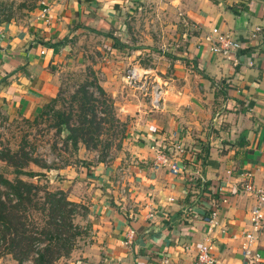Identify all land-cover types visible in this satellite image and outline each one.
I'll use <instances>...</instances> for the list:
<instances>
[{
	"label": "crops",
	"instance_id": "obj_1",
	"mask_svg": "<svg viewBox=\"0 0 264 264\" xmlns=\"http://www.w3.org/2000/svg\"><path fill=\"white\" fill-rule=\"evenodd\" d=\"M145 1L46 0L47 16L39 0L22 21L0 20V115L35 117L58 93L61 64L76 56L79 42L82 53L93 45L102 87L115 115L128 123L109 162L90 160L52 174L74 187L85 179L81 192L68 189L69 201L85 206L91 224L79 259L159 264L166 257L169 264H196L195 249L204 243L222 264H264V230L248 247L250 258L239 248L253 204L239 184L245 172L258 185L264 177V0H150L158 14L184 20V32L144 36L139 44L160 46L169 38L181 46L134 47L125 55L126 13ZM211 27L231 34L241 48L228 57L211 52L202 39ZM146 52L153 56L149 65L125 66L126 58ZM123 66H139L144 86L127 84ZM154 86L161 92L156 108L149 102ZM153 143L165 153L175 144L183 148L179 173L153 166ZM211 207L215 224L206 220Z\"/></svg>",
	"mask_w": 264,
	"mask_h": 264
},
{
	"label": "rangeland",
	"instance_id": "obj_2",
	"mask_svg": "<svg viewBox=\"0 0 264 264\" xmlns=\"http://www.w3.org/2000/svg\"><path fill=\"white\" fill-rule=\"evenodd\" d=\"M38 2L39 0H0V20L20 22L28 12L36 8ZM155 4L153 1L146 0L140 10H136L132 14L126 13L129 42L125 43L126 48H124L123 54L133 53L134 47H158L161 52L170 46L173 48L181 46L179 44L173 45L169 38L168 41H162L160 46L139 44V42L146 41L144 36H157L158 39V36L166 37V35L171 34L175 37L184 32L181 30L182 24L185 25L184 20L176 18L174 14H158L157 9L153 8ZM171 21L173 24L175 23L174 27H170ZM158 26L160 29H157ZM81 43L82 41L77 45L78 53H75L76 56L71 58L70 62L66 61V63L61 64L59 70L60 86L53 102L46 103L35 117L29 119H7L0 115V151L9 150V155L11 154L14 160L13 163L0 160V175L12 182L20 178L34 185L30 193L31 199L36 200L37 203L25 211L27 215L25 227L36 238L32 243L30 254L38 253L39 249L51 241L53 237H58L60 239L58 249L63 255L56 257L52 264H73L76 259H81L83 247L86 246L91 236V224L85 220V206L68 199L70 197L68 189L70 192L74 189L78 190L83 185L81 181L84 182L85 179H81L80 183L74 187L75 184L73 183L75 182H71L68 186L67 181L70 179L65 178L64 175L58 174L52 177V174L67 165L72 168H79L78 166L83 164L86 167V164L91 162L90 160L109 162L120 147L122 142L120 136L122 131H125V124L128 123V119L124 121L119 119L115 115L114 109V116L123 127L121 132H117V130H121L119 126L112 127V134L111 132L107 134L105 130V133L97 139L99 141L95 148H86L82 142L77 143L76 147H73L69 141L64 142L66 132L57 124L59 118L56 113L62 114V118L70 114L71 122H73L77 105L73 102L72 96L80 88V83L86 80L87 82L95 81L100 86L103 85L101 84V72L103 71H101L100 66V51L92 45L90 53L88 51L79 52L80 47H82ZM79 44H81L80 47ZM93 44L94 46L97 45V41H94ZM147 53L140 54L138 60L126 58L125 66L136 65V63L141 67L149 65L153 61V56L146 55ZM125 66L122 67L120 75L124 74ZM88 89L94 91L97 96V90L92 85L88 86ZM106 93L110 98V94ZM110 100L112 105L113 100L111 98ZM100 110V107L97 106L96 118L104 116ZM105 141L109 142L107 148L104 147ZM92 152L96 154V157H90ZM65 182H67V186L61 188L60 186ZM0 189L7 192L2 185H0ZM55 191L61 192L65 200L69 202L66 209L70 210L69 214H64V221L61 216L56 218L57 223L64 224L58 229L55 228L52 219L47 214L45 206L41 207L40 204L46 200L45 197L48 192ZM78 191L81 192L80 188ZM71 195H75L74 192ZM50 237L51 239H49ZM2 246H0V254L4 251ZM0 259H8L6 264H20L6 254H2Z\"/></svg>",
	"mask_w": 264,
	"mask_h": 264
},
{
	"label": "trees",
	"instance_id": "obj_3",
	"mask_svg": "<svg viewBox=\"0 0 264 264\" xmlns=\"http://www.w3.org/2000/svg\"><path fill=\"white\" fill-rule=\"evenodd\" d=\"M90 85L97 90V96L94 91H89L88 86ZM54 99L55 97L50 101L53 102ZM72 100L77 105L73 122H71L70 114L64 118H62V114H56L59 118L57 124L66 132L64 142L69 141L73 147L82 142L86 148H95L99 141L97 139L105 133V130L107 134L109 132L112 134V127H121V122L114 116L110 98L104 88L95 81H82L80 88L73 94ZM97 106L100 107V111L104 113V116L96 118ZM122 129L123 127L117 132H121ZM123 131L120 136L121 139L124 137ZM108 143V141H105V148L108 147ZM0 160L14 162L13 156L9 155V150L0 151ZM0 185L7 191L0 189V246L3 244L2 248L4 249L0 256L8 254L18 263H21L30 254L32 243L36 239L25 227L27 224L25 211L37 203L36 200L31 199L30 191L34 185L20 178L12 182L2 175H0ZM9 194L12 195L11 198L8 196ZM45 199L40 203L41 207L45 206L55 228L58 229L64 226V224L57 223L56 218L61 216L64 221V214H69L70 211L66 209L69 202L65 200L59 191L48 192ZM52 239L39 249L34 258V264H52L56 257L63 255L58 249L60 239L58 237Z\"/></svg>",
	"mask_w": 264,
	"mask_h": 264
},
{
	"label": "built area",
	"instance_id": "obj_4",
	"mask_svg": "<svg viewBox=\"0 0 264 264\" xmlns=\"http://www.w3.org/2000/svg\"><path fill=\"white\" fill-rule=\"evenodd\" d=\"M41 4V13H45L48 16L47 12L49 5L46 3V0H41ZM254 29H256V27ZM202 39L206 42L211 52L222 57H228L234 51L241 48V44L237 39L228 32H219L216 30V27H211L209 32L202 36ZM145 74V72L141 71V69L136 66H128L124 71L123 77L124 81L131 86H144ZM160 97V89L154 86L150 97L151 106L156 108L159 105ZM150 148L153 149V166L155 168L162 166L170 170L173 174L179 173L178 164L183 153V148L179 144L174 145L173 152L169 151L167 153H165L161 147H156L155 143L151 144ZM243 175L244 177L239 184V188L242 192L253 197V204L249 209L248 228L240 233L241 241L239 248L242 256L250 258L248 247L255 241L259 233L264 230V177L262 183L258 185L252 181L250 172H245ZM120 192L123 193V188H120ZM9 196L12 197L11 194H9ZM167 201H172V197L168 196ZM148 214L152 217V214ZM215 218L216 213L214 207H211V209L208 210L206 220L210 223L214 222L215 224ZM36 255L37 252L29 254L20 264H34ZM194 256L196 264H222L210 253L209 246L204 243L196 247ZM252 256L256 257L257 255L255 253ZM74 264H84V261L78 259ZM159 264H169V259L163 257L160 259Z\"/></svg>",
	"mask_w": 264,
	"mask_h": 264
}]
</instances>
